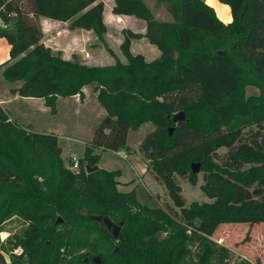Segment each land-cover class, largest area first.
Masks as SVG:
<instances>
[{"label": "trees", "instance_id": "obj_1", "mask_svg": "<svg viewBox=\"0 0 264 264\" xmlns=\"http://www.w3.org/2000/svg\"><path fill=\"white\" fill-rule=\"evenodd\" d=\"M113 1L112 14L141 20L145 32L122 30L124 61L92 66L45 46L40 20L103 40L102 1L0 0V38L10 46L0 70L18 84L12 95L42 99L55 114L58 98L93 85L105 110L71 170L54 134L22 125L0 104V226L11 217L26 223L14 242L21 254L7 261L0 250V264H229V250L211 239L217 228L264 223V0H217L230 10L227 24L203 0ZM142 38L157 58L131 52ZM247 86L258 94L247 96ZM178 112L184 121L175 124ZM146 123L154 129L139 151L172 205L150 208L119 191V170H85L98 166L96 150L129 153V133ZM192 164L209 203L186 205L181 194L177 178L197 182ZM94 216L118 226V236Z\"/></svg>", "mask_w": 264, "mask_h": 264}, {"label": "rangeland", "instance_id": "obj_2", "mask_svg": "<svg viewBox=\"0 0 264 264\" xmlns=\"http://www.w3.org/2000/svg\"><path fill=\"white\" fill-rule=\"evenodd\" d=\"M208 1L210 2V0ZM218 15L224 19L221 12L218 11ZM166 17V13L162 10L160 18L164 19ZM68 26L69 23H54L51 27L44 26L45 35L42 33V43L44 45L46 43V46L51 48L52 51H59L62 55L65 53L64 55L70 58L75 55L79 60H81L80 56L89 60L87 58L91 55L95 57L94 61L98 62L96 65L106 66L113 64L115 60L124 61L118 46L120 39L119 31L115 32L113 28H107L104 39L99 40L92 31H89L90 33L72 31L68 29ZM135 27V29H138V26ZM143 42H146V40ZM150 46L155 48L153 45ZM142 48L141 42L134 41L135 51L141 52ZM143 50L147 61L154 59L151 55L150 47L146 46ZM17 85V83L11 84L6 82L1 76L0 70V99L7 100L11 97L12 93L10 90ZM92 90L93 85L87 86L85 93L90 96L89 98H91V94L93 93ZM245 91L247 96L258 94V90L253 86H247ZM79 100L78 104L81 103V105L74 108L72 106L74 104L73 100L61 104L57 103L56 115L51 114L49 108L45 104L43 105L44 101L39 103L31 102L24 106L16 105L17 103H15L14 105L16 106L10 105L7 111L24 126H32V124L34 126H37V124L42 126L48 123L53 128L54 133H56L54 135L57 137L58 145L61 149V157L65 165L68 166L71 158L74 157L78 160L82 158L85 144L91 137L92 129L99 123L101 110H103L93 98H86L83 101L82 94ZM28 106L31 110L28 109ZM45 107L48 111H44L46 110ZM11 108H14L15 112L19 109L25 112L29 110L28 117L32 120V123L20 120L23 116H13ZM153 129L154 126L152 124L146 123L128 135V146L131 152L137 155L136 159L142 162L146 169L148 161L140 153L139 147L145 135ZM34 130H36V127ZM95 152L100 155L98 168L106 171L119 170L121 172L118 178L120 181L119 191L129 192L133 190L137 201L150 208L163 207L166 204L172 205L164 187L151 181L152 176L149 171H146L147 177L145 176L143 180L140 178L139 163L135 160V156L127 154L128 157L124 158V155L120 151L96 150ZM217 153L223 155L226 151L225 149H219ZM202 176V172L197 174L195 185L189 184L185 179L177 178L186 205L192 202L209 203L212 201L201 190V186L203 185ZM25 227L26 223L17 217L7 219L0 226V250H3L1 254H3L5 260L9 261L10 255L21 254V249L14 247V242L22 236ZM211 239L216 244L225 246L229 250L231 254L229 264L244 262L245 264H264V223H256L253 226L246 224L221 225L217 228Z\"/></svg>", "mask_w": 264, "mask_h": 264}, {"label": "crops", "instance_id": "obj_3", "mask_svg": "<svg viewBox=\"0 0 264 264\" xmlns=\"http://www.w3.org/2000/svg\"><path fill=\"white\" fill-rule=\"evenodd\" d=\"M100 1H102L104 3L103 19H104V23H105L106 27L107 28H110V27L113 28L115 30V32L119 31L120 39H119V42H118V46H120V44L122 43V39H123V36L121 35L122 34V30L129 29V30H131L134 33H144L145 32V26H144V23L141 20H138V19H136L134 17H131V16H118V15L112 14L111 10H112V7L114 6V1L113 0H100ZM156 1L157 0H147V3L149 5H156ZM203 1L206 4L210 5L211 7H213L218 19L220 21H222L224 24H227V23H229L231 21V14H230V10H229L228 6L221 4L217 0H210V2L208 0H203ZM218 11L221 12V14L223 15L224 19L221 18L218 15ZM54 23H61V22H57V21H53V20H50V19H43L42 18L40 20V24L42 26V33L45 35L44 26L51 27V26L54 25ZM135 26H138V29H135L136 28ZM72 31H74V30H72ZM75 31L83 32L84 30H75ZM84 32L90 33L89 31H84ZM144 40L145 39H143V38L139 39V40H133L131 42V46H130L131 52L133 54H141L146 60L143 48L144 47L146 48V46H148V47H150L151 55L153 56V58L154 59L157 58L159 56V52H157L158 50L155 49V48H152V46H150V44H148L147 41L143 42ZM134 41L141 42V46L143 47L142 51H141L142 53L139 52V51H135L134 50ZM45 46H46V43H45ZM9 50H10V46L7 44V42L4 39L0 38V64H3V63H5V62H7L9 60ZM64 54L62 55V57L64 59H70L69 56L64 55ZM94 58L95 57L90 55L87 58L89 60H86V58H83V57L80 56V59H81L80 61H82L84 64H87V65L101 66V65H96L98 62H95ZM86 88L87 87L83 88V90H82V92H83V101H85L86 98H88V99L93 98L94 101H97L96 94H95L94 90H92L93 93L91 94V98H89L90 96H88V94L85 93ZM72 100H73V103H74V104H72L73 108L74 107H79L81 105V103L78 104V102L80 101L79 100V96H74V97H71V98H58L57 103L61 104V103H65L67 101H72ZM41 101H43V100L42 99H33V98H21V97H19L17 95H12L7 100L0 99V104L3 107V109L5 111H7L8 107H10V105H12V106L22 105V106H24V105H27V103L28 104H30L31 102H38L39 103ZM15 103H17V104L14 105ZM43 105H44V103H43ZM28 109L31 110L30 107ZM45 109L46 110H44V111H48L46 107H45ZM11 110H12L11 111L12 115L14 114L13 116H16V117L23 116V118H20V120L25 121L27 123H32V120H30L29 117H28L29 116V113H28L29 110H27V112H25L23 110L21 111L20 109L17 110V112H15L14 108H11ZM7 112H9V111H7ZM15 113H16V115H15ZM46 113H49V112H46ZM54 115H56V114H54ZM104 115H105V110L103 109V110H101L100 118H102ZM31 127H32V129H35V127H36L35 131L38 132V133H52V134H56V133H54L53 128L50 127L48 123L46 125H42V126L40 124H37V126L36 125L34 126V124H32ZM121 153L124 155L123 156L124 158L128 157V155L129 156L130 155L135 156V160L137 161V163H139V168H140L139 176H140V178L143 180L145 178V176L147 177L145 165L142 162H140V161H138L136 159L137 158L136 154H134L131 151L129 153H125V152L121 151ZM151 181L153 183H155L153 181V179H151ZM119 183H120V181H119ZM119 185H118V187H120Z\"/></svg>", "mask_w": 264, "mask_h": 264}, {"label": "water", "instance_id": "obj_4", "mask_svg": "<svg viewBox=\"0 0 264 264\" xmlns=\"http://www.w3.org/2000/svg\"><path fill=\"white\" fill-rule=\"evenodd\" d=\"M173 123H179L184 121V114L183 112H178L173 116ZM173 128H169V135L172 133ZM98 169V166H94V167H86L85 170L87 173L96 171ZM200 170V165L199 164H192L191 165V172L193 174H198ZM60 219H58L59 221ZM92 220L97 221V222H102L106 229L108 230V232L114 237L116 238L118 236V233L120 231V228L118 226H116L115 224H113L110 220H108V218L106 217H101V216H94L92 217ZM85 262L87 261L86 259L84 260ZM92 262L94 263H99V259L97 257H94L92 259Z\"/></svg>", "mask_w": 264, "mask_h": 264}, {"label": "built area", "instance_id": "obj_5", "mask_svg": "<svg viewBox=\"0 0 264 264\" xmlns=\"http://www.w3.org/2000/svg\"><path fill=\"white\" fill-rule=\"evenodd\" d=\"M78 167V159H75L74 157L71 158V165L69 166V168L71 170H76Z\"/></svg>", "mask_w": 264, "mask_h": 264}]
</instances>
